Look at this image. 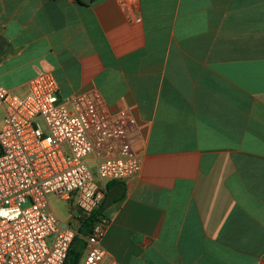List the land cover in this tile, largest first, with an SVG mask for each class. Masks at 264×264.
Listing matches in <instances>:
<instances>
[{
  "label": "crops",
  "instance_id": "crops-1",
  "mask_svg": "<svg viewBox=\"0 0 264 264\" xmlns=\"http://www.w3.org/2000/svg\"><path fill=\"white\" fill-rule=\"evenodd\" d=\"M46 72L138 124L102 264H264V0H0V89Z\"/></svg>",
  "mask_w": 264,
  "mask_h": 264
},
{
  "label": "built area",
  "instance_id": "built-area-1",
  "mask_svg": "<svg viewBox=\"0 0 264 264\" xmlns=\"http://www.w3.org/2000/svg\"><path fill=\"white\" fill-rule=\"evenodd\" d=\"M0 109V264H66L78 227L56 216L51 198L74 200L78 223L95 213L106 183L140 172L137 121L93 94L60 99L49 72L23 96L0 89ZM105 229L99 216L79 264H102Z\"/></svg>",
  "mask_w": 264,
  "mask_h": 264
},
{
  "label": "trees",
  "instance_id": "trees-1",
  "mask_svg": "<svg viewBox=\"0 0 264 264\" xmlns=\"http://www.w3.org/2000/svg\"><path fill=\"white\" fill-rule=\"evenodd\" d=\"M101 212L102 208L81 221L82 223L78 231V236L72 244L66 264H79L85 247V241L82 237L87 236L92 232L93 225L97 218L101 215Z\"/></svg>",
  "mask_w": 264,
  "mask_h": 264
},
{
  "label": "rangeland",
  "instance_id": "rangeland-1",
  "mask_svg": "<svg viewBox=\"0 0 264 264\" xmlns=\"http://www.w3.org/2000/svg\"><path fill=\"white\" fill-rule=\"evenodd\" d=\"M51 210H53L57 216L65 221L68 217L70 209L67 201L60 198H51Z\"/></svg>",
  "mask_w": 264,
  "mask_h": 264
}]
</instances>
